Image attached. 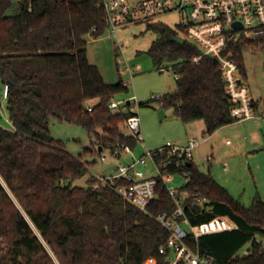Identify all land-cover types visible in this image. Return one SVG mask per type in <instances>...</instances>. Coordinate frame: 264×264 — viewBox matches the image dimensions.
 <instances>
[{"label": "trees", "instance_id": "trees-1", "mask_svg": "<svg viewBox=\"0 0 264 264\" xmlns=\"http://www.w3.org/2000/svg\"><path fill=\"white\" fill-rule=\"evenodd\" d=\"M148 26L158 34L149 55L160 70L173 71L177 91L147 104L173 109L186 125L203 121L205 136L237 123L218 62L204 57L193 63L202 53L196 45L174 43L178 34L166 25ZM108 27L103 0H0V83L9 87L12 128L0 127V176L16 200L0 183V264H171L174 259L171 251L160 253L169 233L152 217L175 210L165 185L159 182L150 215L93 177L78 185L88 164L50 134L52 120L81 126L96 145L86 151L101 157L105 150L138 147L140 141L124 136L133 113L109 110L129 87L121 80L106 82L88 58L86 37L98 39ZM245 45L264 49V36L230 46L227 53L242 77ZM185 170L191 175L186 188L208 199L200 213L188 203L192 225L226 218L238 226L189 239L188 246L211 255L215 264H264L262 199L246 209L193 161ZM248 243L249 253L238 254Z\"/></svg>", "mask_w": 264, "mask_h": 264}, {"label": "built area", "instance_id": "built-area-1", "mask_svg": "<svg viewBox=\"0 0 264 264\" xmlns=\"http://www.w3.org/2000/svg\"><path fill=\"white\" fill-rule=\"evenodd\" d=\"M103 6L109 24L108 31L116 39L121 27L152 24L163 16L176 15L180 30L202 52L193 59V63L198 64L204 57H211L218 62L227 96L232 103L230 114L233 120L242 122L259 118L239 64L227 52L232 44L242 40L253 41L264 36V0H103ZM117 57L120 61V53ZM135 70L138 69H127L131 74ZM8 96V85L1 86L0 104L7 102ZM138 107L136 96L128 100H112L109 104V110L113 113H133L126 123L124 136L141 142V120L135 112ZM93 108V105L89 106L88 111L91 112ZM5 129L11 130V123L10 128ZM198 146L199 142L195 138L189 139L184 146L169 143L155 152L146 150V154L139 160L132 159L129 163L120 165L116 177H93L104 186L110 185L127 204L147 215H150L149 204L157 197L159 182L165 185L175 210L170 215L163 213L152 217L169 233L167 244L160 248V253L171 251L174 257L171 264H215L214 257L193 251L187 241H196L203 235L238 229L236 224L226 218H216L193 226L188 217V203L200 206L201 210L208 203L206 197L199 193H190L186 188L191 175L185 168L193 161ZM123 152L130 153L133 150L122 146L113 155L119 158ZM102 160L105 161L106 158L102 157ZM147 160L153 164L154 171L150 176H144L141 171L146 168ZM224 169L227 170V165H224ZM175 175L185 180L182 186H170ZM0 183L14 199L1 176ZM14 201L16 202L15 199Z\"/></svg>", "mask_w": 264, "mask_h": 264}, {"label": "rangeland", "instance_id": "rangeland-1", "mask_svg": "<svg viewBox=\"0 0 264 264\" xmlns=\"http://www.w3.org/2000/svg\"><path fill=\"white\" fill-rule=\"evenodd\" d=\"M153 24L166 25L190 42L180 30L176 15L163 16ZM148 25L141 23L121 27L117 39L108 30L98 39L86 37L89 61L100 69L106 82L116 84L121 80L129 87L128 93L118 95L115 100H128L136 96L138 102L144 105L135 110L141 120L142 141L138 147L133 152H123L119 158L110 150H105L102 153L105 161L101 156L86 151L96 148L86 129L66 122L51 121L52 138L61 141L70 154L81 156L89 166V173L77 182L78 185L86 186L87 181L94 176L116 177L120 165L127 164L132 159L139 160L146 154V150L155 152L169 143L184 146L188 126L175 116L174 110H164L165 117L161 119L159 105L156 102L147 104L153 96L161 98L177 91L173 71L166 66L160 70L149 55L158 34ZM119 53L120 61L117 57ZM242 56L246 73L243 79L252 100L260 107L256 112L259 118L223 127L212 136L196 135L203 141L194 154V163L202 172L210 173L228 191L231 198L249 209L257 197L264 202V49L245 45ZM128 68L138 70L131 74L127 71ZM1 86L0 83V88ZM199 123L204 124L203 121ZM0 125L10 128L6 102L0 104ZM224 165H227V171H224ZM141 171L144 176L152 175V162L147 160L146 168ZM184 183L183 178L175 175L170 186L180 187ZM250 250L251 243H248L238 254L244 255Z\"/></svg>", "mask_w": 264, "mask_h": 264}, {"label": "crops", "instance_id": "crops-1", "mask_svg": "<svg viewBox=\"0 0 264 264\" xmlns=\"http://www.w3.org/2000/svg\"><path fill=\"white\" fill-rule=\"evenodd\" d=\"M254 102V101H253ZM140 104V103H139ZM254 106H255V112H258L259 110H260V107H259V105H257L255 102H254ZM184 125H186V124H184ZM186 126H188V133H187V136H186V140H185V143H184V145H186L187 144V142H188V140L189 139H191V138H195L196 140H198V142H199V146H198V149H199V147H200V145H201V142L203 141H201L200 139H198V138H200V137H198V136H201V135H203V136H205V132H206V126H205V123L204 124H200L199 123V121H197V122H193V123H191V124H187ZM196 135H198L197 137H196ZM205 140V139H204ZM227 144H229V141H227ZM197 149V150H198ZM197 152V151H196ZM193 163H194V159H193ZM195 164V163H194ZM200 170V169H199ZM201 171V170H200ZM224 171H227V170H225L224 169ZM202 172V171H201ZM202 173H204V172H202ZM204 174H207V173H204ZM152 261H154V260H152Z\"/></svg>", "mask_w": 264, "mask_h": 264}, {"label": "water", "instance_id": "water-1", "mask_svg": "<svg viewBox=\"0 0 264 264\" xmlns=\"http://www.w3.org/2000/svg\"><path fill=\"white\" fill-rule=\"evenodd\" d=\"M235 26H237V25H235ZM171 40L174 43H176L178 45H181V46L186 43V40L184 38H182V37H173ZM159 115H160L161 119H163L165 117V111L163 109H161L160 112H159ZM193 208H194V210L197 213H200V211H201V207L200 206L195 205Z\"/></svg>", "mask_w": 264, "mask_h": 264}]
</instances>
